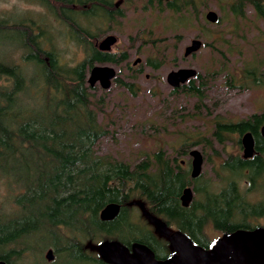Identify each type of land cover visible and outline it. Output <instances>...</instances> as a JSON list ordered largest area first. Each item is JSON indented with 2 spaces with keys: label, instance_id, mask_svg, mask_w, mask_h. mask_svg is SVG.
Instances as JSON below:
<instances>
[{
  "label": "trees",
  "instance_id": "16d2710c",
  "mask_svg": "<svg viewBox=\"0 0 264 264\" xmlns=\"http://www.w3.org/2000/svg\"><path fill=\"white\" fill-rule=\"evenodd\" d=\"M35 1L66 25L85 56L75 65L63 63L53 44L51 27L39 22V16L21 14L24 17L15 21L12 14L0 15V35H13L8 37L17 40L9 55L0 57V181L5 182L6 199L15 208L9 216L0 213V256L6 243H28L36 235L44 242L47 230L57 228L58 243L73 245L80 253H87L86 242L101 240L100 244H143L157 260L167 258L174 252L167 236L156 234L136 218L133 203H141L152 220L171 232L183 233L203 248L211 241L208 229L222 236L264 228L260 222L264 219V201L252 203L247 199L248 195H264V144L259 135L264 112L236 123L216 120L211 138L203 139L204 149L220 161L215 171L218 193L210 179H191L190 163L181 165L163 150L134 165L98 156L94 147L108 130L98 120L102 111L92 100L87 72L95 64L118 65L127 55L98 51L89 30L76 21V16H86L87 20L90 14L105 19L96 0ZM196 1H172L167 7L174 13L187 12L196 8ZM226 7L235 20H246L251 10L264 28V0H229ZM112 17L113 12H106L109 21ZM39 20L45 21L44 17ZM14 53L19 54L16 61ZM147 66L157 69L159 63L148 60ZM227 75L226 83L232 88L263 86L264 58L244 65L237 80ZM113 82L134 92L132 83L117 77ZM205 88L197 74L172 93L180 92L200 102ZM246 132L255 139V156L245 160L227 153L226 144L240 146V137ZM183 143L179 156L188 155L183 149L190 147L187 139ZM214 143L220 151L214 149ZM211 158L208 155L207 161L212 162ZM1 162H6V170ZM186 187H192L193 199L183 207L180 196ZM111 203L119 205L120 211L114 220L102 221L99 214ZM8 219L19 228L11 233L10 240L5 235ZM87 256L89 264H108L92 252Z\"/></svg>",
  "mask_w": 264,
  "mask_h": 264
},
{
  "label": "rangeland",
  "instance_id": "374dc122",
  "mask_svg": "<svg viewBox=\"0 0 264 264\" xmlns=\"http://www.w3.org/2000/svg\"><path fill=\"white\" fill-rule=\"evenodd\" d=\"M154 2V6L143 10L142 4L122 7V17L115 16L105 22L91 14L87 20L86 16L75 17L81 27L89 30L97 46L107 36L116 38L109 53H125L127 60L118 65L107 63L94 66L113 67L116 77L132 83L134 91L113 81L107 90L101 89L98 84L91 88L92 100L102 111L98 120L108 130V135L95 145L94 151L98 156L134 165L145 156L163 150L170 158L176 157L179 161L190 163L188 155L177 154L185 147L183 140L187 139L190 147L183 148L187 153L192 149H197L203 155L206 153L201 180L210 179L216 189L220 184L214 177V169L219 167L220 161L212 156L210 150L204 149L203 139L211 138L216 120L236 123L264 112V85L237 89L226 83L227 73L237 80L244 65L255 64L264 58V34L260 33L264 32V28L255 20L251 10L247 11L246 20H235L226 7L229 0H198L196 8L180 13H174L164 4ZM209 10L216 12L218 19L222 18L219 25L205 20ZM9 14L15 21L23 15L39 16V22L48 24L53 44L63 63L75 65L85 56L82 46L71 39L66 25L58 22L37 1L0 0V15ZM40 17H44L45 21H40ZM178 18L183 20L178 21ZM8 36L13 35H0L1 58L7 57L17 46V40ZM193 39L200 40L203 47L185 58L184 48ZM13 59H19V54L14 53ZM137 59L140 61L134 65ZM148 60L159 63V67L153 69L147 66ZM139 67L140 72L137 71ZM180 68L194 69L205 82L204 99L200 102L180 92L172 93L166 76ZM213 147L221 150L216 143ZM226 152L243 155L242 149L230 142L226 144ZM208 155L212 157V162L207 161ZM1 165L6 170V162H1ZM7 195L5 182L0 181V213L9 216L15 208L7 201ZM132 207L136 218L146 222L156 234L168 238L172 233L162 225H157L141 203H133ZM260 222L264 223V219ZM207 234L210 240L220 236L211 229H208ZM38 238L36 235L28 243L36 247L46 243L45 239L42 242ZM100 242H89V250L94 255ZM34 259L38 261L37 257ZM76 259L75 256H64L58 264H80Z\"/></svg>",
  "mask_w": 264,
  "mask_h": 264
},
{
  "label": "water",
  "instance_id": "95a60500",
  "mask_svg": "<svg viewBox=\"0 0 264 264\" xmlns=\"http://www.w3.org/2000/svg\"><path fill=\"white\" fill-rule=\"evenodd\" d=\"M208 23L215 24L218 21L216 12L209 10L205 14ZM116 43V38L107 36L98 44L100 51H109ZM203 44L198 39H193L184 49L185 58L197 53ZM137 59L133 64L139 63ZM197 72L192 68H180L171 71L166 76V82L172 89H178L188 81L194 79ZM116 77L113 67L102 65L93 66L87 77L90 88L96 84L103 90L111 87L112 81ZM260 132L264 137V125ZM243 158H251L254 154L253 138L250 132H246L240 139ZM190 177L196 179L200 176L203 165V156L197 149L189 151ZM193 199L191 187H186L180 196L181 205L187 207ZM120 211V206L114 203L106 205L99 214L102 221L114 220ZM157 225L160 223L153 220ZM168 241L173 254L163 260H157L153 252L143 244L134 243L127 248L118 242H103L97 247V253L108 264H264V228H257L252 231L238 230L226 233L212 240L207 248L194 244L183 233L172 232ZM49 255V254H48ZM47 255V258H50ZM0 264H4L0 262Z\"/></svg>",
  "mask_w": 264,
  "mask_h": 264
},
{
  "label": "flooded vegetation",
  "instance_id": "af4514ba",
  "mask_svg": "<svg viewBox=\"0 0 264 264\" xmlns=\"http://www.w3.org/2000/svg\"><path fill=\"white\" fill-rule=\"evenodd\" d=\"M154 1H157L161 5L164 4L165 6H168V4L172 1H174V3L177 2L178 4L180 3V0H96L95 4H96L98 10L105 11L104 14H105V18H106V12H113V17H115V16L122 17V7H131L133 5H141L142 4V10H143L146 7L154 6V3H155ZM162 1H165V2L163 3ZM87 8H88V10H91V6L90 7L88 6ZM105 20H107V18L104 19V22H105ZM94 47L98 51H100L98 49L96 43L94 44ZM109 51H107V52L100 51V52L109 53ZM259 135L261 138V142H263V144H264V137L262 136L260 130H259ZM252 138H253V143H254V145H253L254 154L251 158H247L248 160L252 159L256 154L255 139L253 136H252ZM240 139H241V137H240ZM239 148L242 149L241 142H240ZM242 151H243V149H242ZM188 156H189V152H188ZM202 156H203V160H204V155L202 154ZM241 158H243V155L241 156ZM243 159H245V158H243ZM247 159H245V160H247ZM190 162H191V160H190ZM203 163H204V161H203ZM183 164H184V161H181V165H183ZM214 170L217 172L218 168L214 169ZM200 179H202V173L200 174V176L198 178H196L194 180L199 181ZM219 189H220V187H217V189H216L217 193L219 192ZM252 197L255 198L254 201H253L254 198H252ZM247 199L249 200V202L251 201L252 203H257V202L264 201V195L262 193H258V194L251 195V196L248 195ZM159 226H160V224H159ZM13 231L18 232L19 228L14 227V223L12 224L10 219H8L7 224H6V234H5L7 240L11 239V233ZM56 234H57V228H51V231H49V232L47 230V236L45 238L46 243H44L43 245H42V243H40L38 247L34 246L32 243H18V242L6 243L3 245V254L0 256V262H3L4 264H22L23 261H26L27 262L26 264H58L60 261V258H62L64 256H73V257L75 256V259L81 258V260H79V261L76 259L80 264L88 263V262H86V260L88 259L87 255L90 254L89 242H86L84 245L86 247L87 253H80V252H78V250H76L74 248L73 245H67V244H61L60 245L58 243V238H57ZM130 246H125V247L130 248ZM47 255L50 258H47ZM96 255H99V254L97 253ZM35 257L38 258V261H35V259H34Z\"/></svg>",
  "mask_w": 264,
  "mask_h": 264
}]
</instances>
